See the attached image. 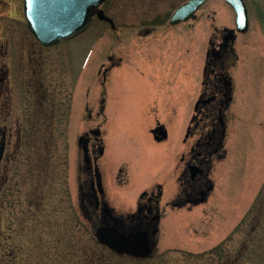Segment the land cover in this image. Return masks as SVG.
Wrapping results in <instances>:
<instances>
[{
    "label": "rangeland",
    "instance_id": "rangeland-1",
    "mask_svg": "<svg viewBox=\"0 0 264 264\" xmlns=\"http://www.w3.org/2000/svg\"><path fill=\"white\" fill-rule=\"evenodd\" d=\"M185 1L106 0L101 7L114 28L94 18L82 33L45 49L27 29L22 2L0 0V77L7 69L0 127L8 133L0 162V264H264V0H245L249 28L236 32L227 64L233 101L225 113L226 155L215 159V189L207 201L165 207L156 253L143 259L100 245L78 205L77 137L95 125L106 145L101 164L113 182L107 183L115 207H127L143 189L161 187L162 206L173 196L176 153L203 80L209 39L235 28V12L224 0H207L190 26L169 25ZM146 28L152 31L145 34ZM64 51L73 72L68 89L74 74L86 83L82 97L71 94L70 106L66 72L58 65ZM109 53L121 63L107 75L99 117ZM162 62L165 83L155 84L160 74H152L149 63ZM158 123L167 129L161 144L151 134ZM124 164L129 176L120 185L115 175Z\"/></svg>",
    "mask_w": 264,
    "mask_h": 264
},
{
    "label": "flooded vegetation",
    "instance_id": "flooded-vegetation-1",
    "mask_svg": "<svg viewBox=\"0 0 264 264\" xmlns=\"http://www.w3.org/2000/svg\"><path fill=\"white\" fill-rule=\"evenodd\" d=\"M20 1L23 2V0ZM185 23L190 26L191 20ZM150 31H152V28L144 29L145 34H149ZM30 35L36 40L32 33ZM215 36L214 38H210L203 80L196 88V91L193 92L196 93V98L193 103L190 122L182 136L181 150L176 153L177 160L174 167L175 191L172 192V199L167 201L165 206L161 205V190L153 189L151 191L144 190L138 199L130 202V205L125 208L119 209L115 207L111 203L110 197L113 192L108 187L106 172L101 164L106 145L100 126H88L77 137V145L82 158L80 164L77 166L76 175L78 205L93 229L102 227L106 232L117 231L123 234L143 232L151 244L155 242L156 245L157 234L160 223L164 218L166 206L181 208L185 204L207 201L213 191L214 183L211 173L214 168L215 159L224 156L222 151L226 131L225 112L229 108L233 92L232 77L228 73L227 64L232 59V55L235 56L233 49L235 36L233 31H221V38L219 40ZM62 42L57 45H60ZM38 44L42 48H48L42 46L39 42ZM23 50L24 47L19 50L22 55ZM3 53L5 52L3 51ZM114 54L109 53L106 55L109 65L103 71L101 70V85L103 88L101 98L99 99V109L96 113L99 117H104V95L106 93L104 85L108 77L107 75L113 67L121 63V58H118ZM160 56L162 55L160 54ZM160 56L156 54L158 61L160 59L157 57ZM58 65L61 71L68 73H65L63 87L65 85V99L66 102L68 100L70 106V102L72 101L71 94L75 92L77 98L82 97L86 83L83 80L82 73H80V78L74 74L71 89H68V80L70 78V81H72L73 72L71 70V60H69L65 51L63 56L59 58ZM149 66H152V74H160V79L154 80V83H165L163 62L160 67L152 63H149ZM158 68H161L160 72H158ZM6 78L7 69L1 71L0 84L4 83ZM38 83L40 82L38 81ZM40 85L42 84L40 83ZM57 91L58 88L54 89V94L52 93V98L55 100H57ZM198 99L200 100L199 102H197ZM154 104L155 106L159 105L156 102ZM85 109L87 118H91L92 112L87 105H85ZM7 134L6 127H0V137H4L6 144ZM151 134L153 135L155 144L164 142L161 125L152 128ZM160 157V162L164 163L163 150L160 153ZM116 177L119 182H124V178H126L124 165L118 168Z\"/></svg>",
    "mask_w": 264,
    "mask_h": 264
},
{
    "label": "water",
    "instance_id": "water-1",
    "mask_svg": "<svg viewBox=\"0 0 264 264\" xmlns=\"http://www.w3.org/2000/svg\"><path fill=\"white\" fill-rule=\"evenodd\" d=\"M105 0H23L27 26L42 45L50 46L61 39H69L83 32L91 24L93 16L108 21L113 20L100 8ZM206 0H187L176 8L170 18L171 24L196 17V10ZM236 12V27L239 32L248 28V13L243 0H225ZM163 136L165 134L163 133ZM5 147L4 137L0 140V159ZM97 239L113 251L133 257L145 258L152 252V244L145 233L123 234L96 230Z\"/></svg>",
    "mask_w": 264,
    "mask_h": 264
}]
</instances>
